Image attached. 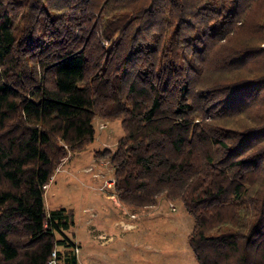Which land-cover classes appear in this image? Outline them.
<instances>
[{
  "label": "trees",
  "instance_id": "1",
  "mask_svg": "<svg viewBox=\"0 0 264 264\" xmlns=\"http://www.w3.org/2000/svg\"><path fill=\"white\" fill-rule=\"evenodd\" d=\"M97 118L123 206L179 201L200 264H264V0H0V264H79L45 189Z\"/></svg>",
  "mask_w": 264,
  "mask_h": 264
},
{
  "label": "rangeland",
  "instance_id": "2",
  "mask_svg": "<svg viewBox=\"0 0 264 264\" xmlns=\"http://www.w3.org/2000/svg\"><path fill=\"white\" fill-rule=\"evenodd\" d=\"M95 127V139L72 151L45 189L47 209L73 210L75 223L64 235L79 243V264H200L188 243L193 217L181 202H174L173 210L171 202L161 198L155 205L127 207L124 213L112 199L104 198L103 193L114 188L105 185L113 177V167L95 152L113 150L124 131L120 120L97 118ZM118 220L134 226L114 224ZM100 232L104 235L98 236Z\"/></svg>",
  "mask_w": 264,
  "mask_h": 264
},
{
  "label": "crops",
  "instance_id": "3",
  "mask_svg": "<svg viewBox=\"0 0 264 264\" xmlns=\"http://www.w3.org/2000/svg\"><path fill=\"white\" fill-rule=\"evenodd\" d=\"M110 188H111V187H110ZM103 196H104V198H106V199H112V201H114L116 207H117V208H121V209H123V212H124V213H127V212H128L127 207L122 206L121 203H120L119 201H117V198H116L115 194L113 193V191H112V193H108V192L105 193V192H104V193H103ZM104 209H107V208L104 207ZM119 221H121V223H122L124 226H127V227H132V226H134L133 223H131V222H125V221H123V220L115 221L114 224H117ZM103 233H104V232H100V233L98 234V236H102V235H104ZM112 238H113V236H111V239H112ZM75 243L78 244V246H79V252H80V245H79V243H78L77 241H75ZM77 257H78V256H77Z\"/></svg>",
  "mask_w": 264,
  "mask_h": 264
},
{
  "label": "built area",
  "instance_id": "4",
  "mask_svg": "<svg viewBox=\"0 0 264 264\" xmlns=\"http://www.w3.org/2000/svg\"><path fill=\"white\" fill-rule=\"evenodd\" d=\"M114 184H115V177L113 176V177H110L106 182H105V185L106 186H108V187H112V186H114ZM170 206H171V208L174 210L175 209V206H174V204L173 203H171L170 204ZM134 216V215H133ZM74 250H75V252H76V254L79 252V246H75V248H74ZM56 250H54L53 252H52V258H51V260L49 261V263L48 264H56L57 263V260H56Z\"/></svg>",
  "mask_w": 264,
  "mask_h": 264
}]
</instances>
